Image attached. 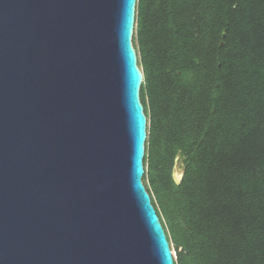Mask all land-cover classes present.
<instances>
[{"label": "water", "instance_id": "obj_1", "mask_svg": "<svg viewBox=\"0 0 264 264\" xmlns=\"http://www.w3.org/2000/svg\"><path fill=\"white\" fill-rule=\"evenodd\" d=\"M136 0H0V264H174L142 182Z\"/></svg>", "mask_w": 264, "mask_h": 264}, {"label": "trees", "instance_id": "obj_2", "mask_svg": "<svg viewBox=\"0 0 264 264\" xmlns=\"http://www.w3.org/2000/svg\"><path fill=\"white\" fill-rule=\"evenodd\" d=\"M132 44L174 264H264V0H136Z\"/></svg>", "mask_w": 264, "mask_h": 264}, {"label": "rangeland", "instance_id": "obj_3", "mask_svg": "<svg viewBox=\"0 0 264 264\" xmlns=\"http://www.w3.org/2000/svg\"><path fill=\"white\" fill-rule=\"evenodd\" d=\"M172 175H173V177H174V179L176 181H179L181 179L182 169H181L180 164L178 162L173 166ZM143 184L147 185V179L144 180V183ZM169 244H170L171 251L173 253L172 254L173 255V259L175 260L176 259V250L172 246V243H169Z\"/></svg>", "mask_w": 264, "mask_h": 264}, {"label": "built area", "instance_id": "obj_4", "mask_svg": "<svg viewBox=\"0 0 264 264\" xmlns=\"http://www.w3.org/2000/svg\"><path fill=\"white\" fill-rule=\"evenodd\" d=\"M173 254V253H172Z\"/></svg>", "mask_w": 264, "mask_h": 264}]
</instances>
